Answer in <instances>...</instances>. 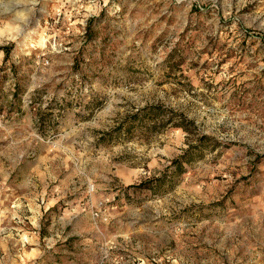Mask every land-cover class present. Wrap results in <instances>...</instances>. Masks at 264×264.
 <instances>
[{"label":"rangeland","instance_id":"rangeland-1","mask_svg":"<svg viewBox=\"0 0 264 264\" xmlns=\"http://www.w3.org/2000/svg\"><path fill=\"white\" fill-rule=\"evenodd\" d=\"M0 264H264V0H0Z\"/></svg>","mask_w":264,"mask_h":264},{"label":"bare ground","instance_id":"bare-ground-1","mask_svg":"<svg viewBox=\"0 0 264 264\" xmlns=\"http://www.w3.org/2000/svg\"><path fill=\"white\" fill-rule=\"evenodd\" d=\"M13 1H1V7H6V8H3V10H5L4 12H7V13H11V11H15V7H16V4H13L12 6L10 5V3H12ZM36 3V2H35ZM35 3H31V4H34ZM10 5V6H8ZM15 5V6H14ZM34 5L30 8H27L26 10H17L13 13V15H15V19L21 23V26H19V30L22 32L25 25L27 24L32 12H33V8H34ZM14 6V7H13ZM12 8V10H7V9H10ZM16 21V22H17ZM25 30V29H24Z\"/></svg>","mask_w":264,"mask_h":264},{"label":"trees","instance_id":"trees-1","mask_svg":"<svg viewBox=\"0 0 264 264\" xmlns=\"http://www.w3.org/2000/svg\"><path fill=\"white\" fill-rule=\"evenodd\" d=\"M160 109H161V106H151V107L148 108V110H151V112H155L156 114H159ZM172 121H173V118H172V117L168 119V122H169V123H171ZM192 147H193V146H192ZM192 149H193V148H192ZM189 152H190V149H189V150H186V152H185L183 155H181V156H179V157L173 159V160H172V164L175 165V166H178L179 169H183V167H182V162H183V161H191V160L187 157V155H186V154H190Z\"/></svg>","mask_w":264,"mask_h":264}]
</instances>
